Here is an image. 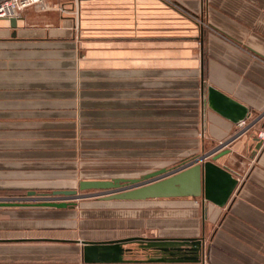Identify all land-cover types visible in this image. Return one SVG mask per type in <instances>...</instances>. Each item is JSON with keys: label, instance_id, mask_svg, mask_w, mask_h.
Returning a JSON list of instances; mask_svg holds the SVG:
<instances>
[{"label": "crops", "instance_id": "obj_1", "mask_svg": "<svg viewBox=\"0 0 264 264\" xmlns=\"http://www.w3.org/2000/svg\"><path fill=\"white\" fill-rule=\"evenodd\" d=\"M14 20L0 19V194L126 178L109 171L184 161L192 145L197 156L228 149L215 163L237 185L224 206L204 202L216 226L206 262H150L160 255L131 242L123 261H84V241L203 231V217L140 220L171 207L164 198L124 202L137 220L0 207V264H264V142L251 139L264 131V0H44ZM209 86L246 119L209 109Z\"/></svg>", "mask_w": 264, "mask_h": 264}, {"label": "water", "instance_id": "obj_2", "mask_svg": "<svg viewBox=\"0 0 264 264\" xmlns=\"http://www.w3.org/2000/svg\"><path fill=\"white\" fill-rule=\"evenodd\" d=\"M10 21L13 23L15 20L10 19ZM206 102L209 109L236 124L243 122L248 115L246 107L210 86L207 88ZM253 138L257 142L255 149H259L262 141L255 135H251L252 140ZM249 141L247 142L248 147ZM217 150L197 156L190 162L182 161L174 168H160L139 178L80 181L77 189L53 191L50 196L28 192L27 198H0V207L34 206L66 209L73 207L76 200L95 197L101 201L200 198L204 220L206 218L204 202L207 201L220 207L224 206L237 185L231 172L215 163L229 150L225 149L216 153ZM129 242L135 243L141 250L153 251L154 254L160 255L148 258L150 262L199 263L203 260L204 242L202 237L173 239L141 237L108 242H81L84 261H123V254L130 252L131 249L122 247Z\"/></svg>", "mask_w": 264, "mask_h": 264}, {"label": "rangeland", "instance_id": "obj_3", "mask_svg": "<svg viewBox=\"0 0 264 264\" xmlns=\"http://www.w3.org/2000/svg\"><path fill=\"white\" fill-rule=\"evenodd\" d=\"M175 8L177 6L173 4ZM179 9V8H178ZM188 18L192 21L195 20L194 16L188 15ZM195 22V21H194ZM264 133V131L257 132V135L259 133ZM257 137V136H256ZM258 138V137H257ZM263 144V143H262ZM188 150H193L189 152L187 158H183L185 162H190L192 161L197 155H199V152L197 151V146L192 145L189 146L186 151ZM210 158V157H209ZM207 158V159H209ZM182 160L180 157L178 158H172V159H167V160H156L155 162H150V164H144L143 162L140 163L139 166L136 167H117L113 170H110L109 172H114L119 175L117 176H122L126 178H139V175L148 172V171H154L158 170L162 167H165L167 169L174 168L178 166ZM243 162L244 161L243 159ZM143 163V164H142ZM113 177V176H108V178ZM242 180V178H240ZM77 189V188H76ZM81 193V192H79ZM48 196H50V193H44ZM3 195V196H2ZM20 197H17V199L21 198H27L26 194H20ZM0 198H6V199H12L14 198V194H6L2 193L0 194ZM15 199V198H14ZM173 203L171 207L167 208H162V209H152L150 214H153V216H150V219H147L146 217H141L140 220H202V207H201V199H193V198H180V199H172ZM124 202H129V201H105L102 202L99 200V198H84V199H79L75 201V205L73 207H68L66 209H55L52 208H44V214L47 215L48 212H53L55 216H58V212H64L63 214L68 215V216H74L75 220H94L96 217L99 216L101 213L104 212L107 213L108 216L114 217L113 220H116V216L119 214H126V215H131L137 220L139 218V211L140 209H133V208H125L121 207L122 205H126ZM108 203V205L106 204ZM116 204H121L120 206ZM207 206V205H206ZM40 210V209H39ZM65 210V211H62ZM207 210V208H206ZM226 214L225 211H223L216 220H223V216ZM73 218V219H74ZM131 219V218H129ZM204 220V229H192L189 231H182V230H176V231H171L169 237H174V238H184V237H190L189 234L191 235H196V237H202L203 238V259L206 262V252H209V248L211 247V239H212V234L216 226H213V223L207 220H212L209 218H205ZM142 252H148L142 250ZM208 256V254H207ZM138 259H145L143 256H139Z\"/></svg>", "mask_w": 264, "mask_h": 264}, {"label": "built area", "instance_id": "obj_4", "mask_svg": "<svg viewBox=\"0 0 264 264\" xmlns=\"http://www.w3.org/2000/svg\"><path fill=\"white\" fill-rule=\"evenodd\" d=\"M44 0H0V19L10 20L16 18L25 8L42 3ZM264 142V133L257 135Z\"/></svg>", "mask_w": 264, "mask_h": 264}]
</instances>
